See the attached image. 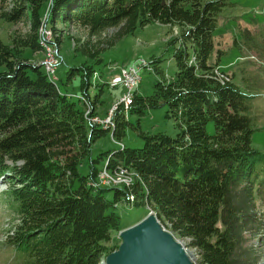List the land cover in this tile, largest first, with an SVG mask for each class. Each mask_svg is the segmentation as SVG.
<instances>
[{
  "label": "trees",
  "instance_id": "trees-1",
  "mask_svg": "<svg viewBox=\"0 0 264 264\" xmlns=\"http://www.w3.org/2000/svg\"><path fill=\"white\" fill-rule=\"evenodd\" d=\"M229 3L0 0L1 23L29 26L22 38L6 42L0 36V181L6 184L0 195L18 215L6 243L21 254V264H100L117 249L118 232L148 212L121 225L114 211L118 201L149 206L160 224L198 250L196 264L259 263L261 254L245 245L244 233L259 227L253 206L264 191V153L252 146L250 96L231 72L219 68L225 52L215 48L213 33ZM149 23L167 26L176 71L167 77L157 64L160 58L149 62L147 67L157 75L151 93L141 96L133 89L128 107L118 103L112 130L90 120L98 117L100 100L97 94L92 100L90 90L102 85L95 79L97 67L104 64L101 49L75 46L61 88L35 58L41 50V26L58 48L57 27L76 25L92 34L119 27L121 36ZM239 31L249 36L247 28ZM74 81L84 108L69 91ZM160 106H166L165 116L175 122V137L144 133L133 125L143 139L141 147L120 144L93 157V143L106 132L120 141L131 125L129 114L140 117ZM210 121L212 133L207 130ZM102 167L117 168L112 173L118 167L131 171L133 183L111 186L114 198L106 199V189L96 184Z\"/></svg>",
  "mask_w": 264,
  "mask_h": 264
},
{
  "label": "rangeland",
  "instance_id": "rangeland-1",
  "mask_svg": "<svg viewBox=\"0 0 264 264\" xmlns=\"http://www.w3.org/2000/svg\"><path fill=\"white\" fill-rule=\"evenodd\" d=\"M227 1L230 3L222 9L217 27L213 32L215 48L225 52L220 56L219 66L222 71L231 72L234 75V82L240 90L250 96L251 110L249 114L253 118L255 128L252 135V146L264 153V0ZM10 6L11 3H9ZM243 27L249 30V36L240 34L239 29ZM28 29V24L21 22L10 26L0 22V36L6 42H10L13 37L22 38ZM40 30L42 39L51 37L50 31L46 27L41 26L38 30L39 34ZM57 30L59 31L57 35L61 38L59 45H56L58 48L57 50L53 49L52 44L49 46L54 50L55 58L58 60L54 81L60 88L64 86V81H66L68 65L71 64L70 57H72L71 54L75 53L73 50L75 46L80 47L86 44L90 48L101 49L100 55L104 64L97 67L95 79L97 83L102 85L94 87L92 91L90 90V97L93 100L96 94L98 95L100 102L96 105V112L102 118L105 117L107 111L117 102L124 91L118 82L121 79L120 69L122 67L131 65L139 59H144L149 63L154 58H160V62L157 64L164 70L167 77H173L176 71L173 60L174 44L166 43V25L149 23L144 26H137L132 33L121 36H118L119 27L107 28L98 34L89 33L87 28L76 25L57 27ZM235 37L238 39L239 45L233 44ZM42 39L40 38V40ZM46 50V58L42 50L35 53L36 61L44 63L48 58H53V51L47 47ZM76 54L79 55V52ZM44 64L47 70V64ZM47 71L50 72V70ZM119 71L120 77L118 76ZM138 73L140 80L134 87V91L141 96L149 95L153 83L157 80V75L149 67L141 68ZM72 84L74 86L69 87V91L73 95V100L76 101L78 107L84 108V104L78 101L76 96L79 94L78 88H75L77 83L74 81ZM165 111L166 106H160L146 110L140 117L129 114L127 118L131 125H126L125 134L120 141H113L111 132H106L93 143V157H96L100 152L118 148L120 144L127 147H141L143 139L138 135L133 125L139 126V129L144 133L163 132L175 137L178 129L173 119L165 116ZM137 119L140 120L138 123ZM207 130L209 133L214 131L212 121L208 122ZM98 166L101 167V164L99 163ZM80 170L83 174L87 173V164L82 166ZM116 175L124 177L126 180L134 177L133 173L127 171L121 175L109 174L111 177ZM262 177H264V173ZM102 187L106 189V199L112 200L114 189H111L109 185H102ZM5 189L6 184L0 181V192ZM253 208V216L259 227L244 233L245 245L255 247L261 254L258 264H264V191L261 195L255 196ZM146 210H150V207L148 206L147 209L143 206L136 207L122 201H118L114 207V211L119 215L121 225L135 222ZM17 219L18 215L14 208L6 204L4 197L0 195V264H21V254L5 245L6 235L17 224ZM161 226L184 245L192 262L196 264L199 261V252L194 247L189 246V239L177 237L165 226L162 224Z\"/></svg>",
  "mask_w": 264,
  "mask_h": 264
},
{
  "label": "water",
  "instance_id": "water-1",
  "mask_svg": "<svg viewBox=\"0 0 264 264\" xmlns=\"http://www.w3.org/2000/svg\"><path fill=\"white\" fill-rule=\"evenodd\" d=\"M118 237L117 249L105 256L104 264H194L186 248L178 244L150 211L120 230Z\"/></svg>",
  "mask_w": 264,
  "mask_h": 264
},
{
  "label": "built area",
  "instance_id": "built-area-1",
  "mask_svg": "<svg viewBox=\"0 0 264 264\" xmlns=\"http://www.w3.org/2000/svg\"><path fill=\"white\" fill-rule=\"evenodd\" d=\"M45 39H46V37H45ZM55 62H56V60L54 59V56H53V58H48L44 62V63L47 64L50 72H53ZM139 65H144V64H141V62H140ZM137 68H138V66H135V65L128 66L127 67V74L125 75V82H120V84L123 85V87L125 89V92L123 93V95L119 99L118 103L123 104V106L124 105H130L132 103V100H127V90L128 89H133L135 87ZM116 106L117 105H114L113 108H111L108 111L107 117H109L113 113V110L116 108ZM107 117L102 122H105V120H107ZM92 121H99V120L97 118H92ZM121 169H124V168L118 167L117 174L121 175ZM99 179H100L101 182L109 184L108 181L106 180V171L105 170L100 172ZM129 184L130 183L125 184V185L128 186Z\"/></svg>",
  "mask_w": 264,
  "mask_h": 264
},
{
  "label": "bare ground",
  "instance_id": "bare-ground-1",
  "mask_svg": "<svg viewBox=\"0 0 264 264\" xmlns=\"http://www.w3.org/2000/svg\"><path fill=\"white\" fill-rule=\"evenodd\" d=\"M47 47V46H46ZM48 48V47H47ZM50 49V48H49ZM49 52V51H48ZM50 53V52H49ZM51 54V53H50ZM52 55V54H51ZM141 64H144V61H141ZM47 70H49L48 66H47ZM127 74V67L121 70V79L119 82H125V75ZM139 74H138V68H137V74H136V82H135V86L137 85V83L139 82ZM132 89H128L127 90V100H132V93H131ZM126 107H128L129 105H124ZM105 126L109 127V126H113V123L111 121V115L109 117H107V120H105V122H103ZM118 172V171H117ZM114 172V173H117ZM126 171L121 169V173H125ZM106 180L108 181L109 184H128L130 182H132L133 178H130L129 180L124 179V177H121L119 175H116L114 177L109 176V174L106 172ZM120 181V182H118ZM178 244L182 247H184V245L178 241ZM188 257L191 259L190 254H188Z\"/></svg>",
  "mask_w": 264,
  "mask_h": 264
}]
</instances>
